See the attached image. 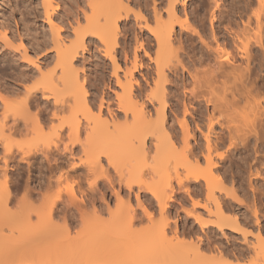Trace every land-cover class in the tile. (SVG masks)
Returning <instances> with one entry per match:
<instances>
[{"label": "bare ground", "instance_id": "bare-ground-1", "mask_svg": "<svg viewBox=\"0 0 264 264\" xmlns=\"http://www.w3.org/2000/svg\"><path fill=\"white\" fill-rule=\"evenodd\" d=\"M79 1L80 0H77V3L75 2L76 4H78L77 7H72L73 9L70 8L69 10H67V12L63 10L65 12L64 14H60L59 12H57L60 4H62L61 0L41 1V5L43 6L44 10V18L49 25L50 38H47L49 37L47 35L46 38L48 40L46 39L44 41H38V31H32L31 35V33L29 32L30 27H26L28 28L26 30L31 36L35 37L32 39L30 35L23 36L27 38L29 37L33 41L34 39L37 40V42L35 41L37 43V50H32L35 56L31 54V50H29V47L22 38V35L26 32L25 30L24 33L21 32V34L23 33L22 35L18 34V36L21 37L19 39V44H17L19 46L16 48V46H12V43L14 41L11 39V37L8 36L6 26H4L2 29L0 28V39L2 38L6 42L5 43L3 42V40H1L3 42V47L6 46V44H8V46L6 47H9V44L11 42L10 47H12V49L14 48V50L16 49L19 52L18 56L23 59V61L19 63V65L23 69L19 70V68H21L19 67L18 72L16 70L14 71V73L17 72L15 73L16 75L14 74L15 78L13 77L14 82H12L11 84H9V82L8 86L6 84H1L5 85L3 87L0 86V110L1 107L3 108V110H1L2 113L0 114V116H2L0 119V143H2L5 147V154L3 157L4 166H0V230L6 227V230L9 229V231L11 232V235L7 233L9 231L5 232L2 230L0 233V264H83L82 262L84 260L82 259L85 258H83L84 255L92 256L89 260H92L93 262L91 261V263L93 264H142V262L151 261V257L135 255L133 253L135 250L132 249L133 245L135 246L139 243H146L149 240L152 241L153 238H158L156 240H164L165 238H167L165 227L160 228L159 230L155 227H151V229H147L146 234L144 232V234H139L137 231L138 229L136 230L134 228V225L135 221L137 222V220L142 218L141 213L139 214V212L135 208L133 209V207H131L130 205L131 202L129 203V201L127 202L129 203L127 204L129 206L123 213H112V210L108 211V213L111 212V220L109 222L110 224L107 223L106 225L108 226L109 224L111 227L114 226L115 228L118 226L124 229L123 233L125 234L123 235L126 236L125 242L127 243L125 244V248H128L129 244L132 245V247H129L130 249L127 250L128 253L121 255L117 253V250L115 251V253H117L116 255L113 253V255H111L108 252L103 251L102 247L95 248L94 246V248L90 250L92 247L88 248L87 243L90 240V236L92 235L91 233L89 235L87 232L81 230L82 232H78L79 234H77V236H75L76 234H73V232L76 230L73 231L72 228L74 226L76 228V225H79V223L89 224V221L92 222L94 220H97L99 223H103V219L106 222L105 218H103L102 216L104 211L103 206H93L94 209H92L93 211L91 210L92 212H87L84 209L85 207L83 208L82 204L85 203L86 199L84 198V196H86L87 192H85L79 182H76L79 186L81 185L80 187L78 186L80 189L79 198L77 197L74 190H72L69 198H66L65 200L63 199L61 191H56V194H52L51 196L42 194L50 191L51 189L53 191V187L55 185L54 182L56 184L62 182V178L65 175L64 173L67 174L68 170L64 171L65 167H63L61 163L63 161H60L59 159L64 158L66 152L73 154L72 150L76 145H81V149L86 154H91V152L94 153L92 157H87V159L90 158V161L87 162L89 164L88 173L90 171L94 172L93 174H96L97 171H100V175L101 173L106 174L107 171L102 163L103 159H101V154H103L104 151V154H106V158L111 161L113 156L110 155H113V153H115V151L113 152L112 150H117L115 149L116 147L122 149V147L125 146L129 151L130 156L133 155V157L140 161V163H143V161H146L145 158L147 157L146 155L148 153L147 151H149L148 149L152 150L151 148L154 147V150H156V153H158L157 156L160 155V157L158 156L159 158L157 159L156 157V159L161 161V168L159 169L158 166V169H154L157 173H159L160 170V181L147 182L143 179H140L138 180L136 185L138 186L139 190L141 188H144L145 191L147 190L157 201L156 203L160 207L159 210L161 211L160 213L162 214L161 216L163 219H165L164 214L168 210L170 203L169 201L173 199V196L177 191L172 183V176H175L174 179L179 186L178 189L184 188L187 181L190 180H193L194 182L199 184V182L201 181L200 179L203 178L206 190V199L203 203L199 200L194 201L193 207H201L205 210L207 215H209L210 217L215 216L216 219L212 220L210 218L211 220H207V217L205 218L203 213L201 214L199 212L194 213L193 211H188L187 213L191 214L193 212L191 214L192 217H194L195 220L203 226L212 224V226L216 227V229L218 228V230L221 229V231H223V228L225 226L227 227V225H230L233 227V231L236 230V232H239L240 230H242V227H239V225H241L240 216L242 215H238V212H236V210V213H233L234 211L232 210L233 208L231 207V205H233V202L246 205L247 201L246 199L244 200L243 198H240L237 191H235L234 189H229L225 186L223 175L221 174V172L216 173L218 172L216 167L217 163L215 162L212 154L214 152L213 150H217V148L219 149V147L225 146L227 141L228 150L230 149L232 151V149H237V151H245L250 147L252 138H255L254 142H256L259 137L262 138L261 135H263L264 138V106H261L260 102H252V100H254V93L261 92L264 88V85L258 84L259 81L257 82V78L259 77V67L264 65V0H257V7L259 8H257V10L254 9L255 11L252 9V13L251 11L247 13V10H250V6H252L253 4L251 0H246L245 3L243 2L244 5L242 4V2H239L241 4L240 6H243L240 8V10L238 8V10L240 11L239 13L241 14H239V18L246 15L247 19L241 20V18V24L236 23V21L234 22L236 24H234L233 22H229V24H234V27L229 24V27L225 25L226 32L223 33L224 35L221 34V27H218L221 31L220 37H223V39L217 35L215 28V22L218 20V14L216 13L217 11H212L213 13H211V30L209 31L210 33H208L207 36L205 35L207 32L204 34L205 31H203V35L202 33H199V31H197L194 27H192V25L187 21L188 14L185 17V20L178 19L180 14L178 15L179 9L177 11V2L181 0H167L168 5L165 9L166 11H162L160 7H158L159 4L156 3L157 0H153V13L152 10L149 13L150 15L151 13L153 14V18L155 20H153L152 18V21H154L156 27L150 26L149 22L151 20L149 21V19L145 17V14L138 15L139 12L138 14L136 12L137 15L135 14L134 19L136 18L135 21H138L137 24L141 26L138 28L148 29L150 35L147 36V33L145 34L148 38L147 41H149V39L151 40L150 36L152 35L155 39L154 41H156L157 44L156 49L158 48L156 50V56L154 55V59L153 57L152 59H150V61L154 60L155 62V68H157L156 74L158 75V79L156 78L154 83V86L156 87L154 88L155 90H150L149 93L145 92V88L141 87L142 85H138L139 87L134 86V82L138 84L137 79H135L133 75L134 69H137V67L141 64V58L138 60L139 55L137 51L135 50L134 52V58L131 60V64L129 66H125L124 70L121 68L120 61L117 58V55L119 53L118 47L120 45L119 41L121 35H125L129 30L132 31L134 29V26L130 25V28L125 27L124 32L121 28L120 23L123 21L129 23L132 20L131 17L132 15L134 16V13L132 11L131 3H135L137 0H82L83 5L79 4ZM139 2L140 1L138 0L137 3ZM182 2L186 3L185 0H183ZM216 2L218 3V0H216ZM72 5L75 6V4ZM220 6L221 4H217L216 7L218 8V10ZM235 7H237V5H235ZM164 12L168 14L166 16L168 17V20L166 18H164L165 20L163 19ZM223 13L224 10L220 12V14ZM151 16H149V18ZM219 16L221 17V15ZM140 18L144 20L142 21L144 23L141 22ZM229 19L232 20L231 18ZM254 20L255 26L253 27L252 23ZM177 26L180 27V32L178 34V36H181L180 38H182L184 36V33L186 32L188 33V36H186L187 34L185 35L187 41L189 40L190 42L191 39L192 43L193 38H196L195 35H197V39H199L198 41H200L201 46L199 47V50L201 56L199 55L200 57L196 59L193 58V56L188 55V66L185 64L186 62L184 63L183 59L180 57L182 54L178 53L179 49L180 51L181 49H183L184 43L182 41H184L185 39L181 40L180 38H177L179 45L178 43L176 44L178 46L174 44L175 37H177V35L175 36ZM63 31L67 34L63 35ZM34 33H36L37 35H33ZM207 37H211L210 41H208L209 38L207 39ZM94 38L98 39V43L100 42L99 44H101V47L103 48V55L109 58L112 62V75L115 78V82L121 88V92L117 93L116 91L115 97L117 99L118 110L124 112V123H121L118 120L119 116L115 113V110L112 109V105L110 104H107L106 106L110 117H103V101L105 99V96H108V98H110L108 92L103 93V76H99L98 78H96L95 82H92L91 73H88L86 70L82 69L85 68L82 67L85 62L82 63L80 60L82 65L77 62L80 54H82L81 57H83L84 59H82V61H85V51L88 52L90 50H88L87 43H91L92 41L96 42ZM33 41H30L29 43L34 44ZM213 41L216 45H212ZM2 42L0 44H2ZM140 42V49L144 51V54L151 57V54H149L150 51H147L148 47L146 48L147 42L145 41V43L143 40H141ZM190 45L192 44L186 46H189V50H192L190 49ZM31 47L32 49L35 48H33V45ZM193 48L195 49V45ZM260 49H262V55L259 59V62L256 61L259 67L258 70H255L256 66L252 67L251 65L254 66V64H257H253L252 62L258 59L257 55H260V53H258ZM41 50L43 54L38 55L37 53ZM195 50L191 52L193 53L195 52ZM255 50L257 52L256 54L254 52ZM11 53L9 51V54ZM13 54L14 56L12 58L15 57V53ZM121 55L125 57L124 61L125 65H127V50H124ZM186 55L187 54L185 53V57ZM76 62L81 65L82 68L78 66ZM128 62L130 63V61ZM197 62L198 64L200 63V65H202V63L204 64L203 66H199V68H197ZM52 63L53 65L51 67L49 64ZM48 66H50V68H48ZM180 67L184 71L188 72V75L191 79L190 82L192 83V88L190 90L188 89L189 91L186 90L183 92L185 97L184 99L188 98L191 104L196 103L197 105H199L200 108H198L197 111L200 114L198 115L200 118L205 115L204 111L205 113H207L208 108L212 107V112L210 114L208 113V118L206 117L208 119V122H204L207 125V132L202 133V137L205 141L204 144L199 141H194V145L191 144V139L193 138L194 140H196V135L192 134L193 131L191 133L192 129L190 127V123L187 121V117L185 115L186 113H188L187 111L189 109H187V105L185 104V102L183 103L185 104L183 105L184 111L182 110L184 113L179 108L174 110L176 106L179 107L178 104H180V102L176 101L177 103H168V94L166 93L165 86V82L168 80L166 69L177 71ZM119 70H123V78L119 76ZM254 74H256V76L253 77ZM100 75L102 74L100 73ZM34 78H37L36 82ZM260 78H263V76H260ZM29 81H34V84H31L30 86V84H28ZM91 87L95 88V91L97 92L96 94L93 95V93H91ZM14 103L15 105H13ZM42 103L43 105H41ZM149 105L154 106V111L153 109H147ZM19 106L21 107L19 109H21L22 115L27 114V116L25 115V118H23L24 116L21 117L20 111L19 113L17 112L18 109H16V111L13 110L14 107L18 108ZM173 106L175 107L173 108ZM245 107H250L251 110L253 109L254 114H252V112L249 113L253 116L249 117V114L246 116L245 114L241 115V113L246 110ZM33 108H35V112L32 110ZM201 108L205 110H201ZM95 110L96 113H94ZM168 110L173 113L172 115H175V121H177L180 127L179 130H177L174 123L167 126V121L169 119ZM13 111L16 113H14ZM67 111L69 112V114L66 115L65 112ZM23 112L25 114H23ZM181 112L183 116L182 118H179L178 114H180ZM79 113H81V117ZM216 113L218 115H216ZM191 114L193 115V113ZM18 115H20V118L18 117ZM130 115L132 119L130 118ZM10 116L12 117L11 119H13V122L11 124L10 120H8L10 119ZM58 118L61 119V123L58 126L50 125V128L53 129L58 141L61 143L64 142L65 136L63 135V133L65 131L68 132V135H66V137H68L69 144L64 142V145H62L65 152L63 154H60L59 152L61 151V146L59 142H55L53 144V147L47 144V146L42 149L35 148L36 150L29 149L27 151H23L21 155L22 157H20V159H22L21 161H27L30 158H35L40 155L42 156V159H44L47 163L54 162V165L51 164L50 167L48 166L49 168L47 167L48 175H44L47 176V180L42 176L45 181L41 180L36 183V186L32 185L33 187H31L30 182L28 181H26L24 184L18 180L13 181L9 175V168H12L10 164L17 159V156L7 146L8 141L11 137L10 135H14L16 133L21 134L20 132L25 130L28 132L29 128L31 132H35L36 130L37 133H39V131L43 133L45 129L49 128L48 122H52L53 119L59 120ZM21 119H24V123H21ZM128 120H133V122L130 121L129 123ZM196 123V127L200 129V126ZM215 123L220 126V132L216 133V138H214L215 140H213L212 133H214L216 129ZM30 125L34 130L31 129ZM81 133L85 134L84 138H81ZM43 136L44 135L42 134L40 137ZM263 138L261 144L264 143ZM260 140L261 139H259L258 142ZM149 142H151V145H149ZM119 148L118 150L121 151ZM178 148H180L181 154H183L181 157L186 169V173L184 175H182V173L177 169V167L180 166L179 164L181 163V160L178 166L174 168V172H176V174L173 175L171 174L173 170L171 168V165L169 164L170 166H168L167 164L168 160L165 159L166 161H162L163 156L161 155L169 156V153L177 152L176 150H178ZM202 148L206 150V154L203 153ZM199 151L201 152V155L199 154ZM56 153H59V157H57ZM115 156L118 157V154H116ZM177 157H179V155ZM201 157L205 159L208 168L207 174H205L204 170L202 171L204 172L206 177H201L203 173L200 174L195 168L198 167L201 163ZM218 157H220L222 160L224 157L226 158V156H224L222 153H219ZM80 159L82 160V164H84L83 158L81 157ZM191 159H193L194 165ZM133 160L135 159L133 158ZM159 161H157V163ZM29 163L30 162H28V164ZM35 163L37 162L31 161V165ZM171 163H173V161ZM74 164L70 169L75 170L76 163ZM170 169L171 172H169ZM215 169L217 171H215ZM149 170H151V168ZM154 170L152 169V171ZM57 172H59L58 179L57 181L53 182V179H55L53 178V176ZM260 172L262 171L259 170L257 171V173L255 172V174H258L260 176ZM255 174H253L255 177H263H259L258 175L256 176ZM98 181L99 179H96V177L92 181H89L88 188L90 187L89 189L91 190L95 189V186L100 183H98ZM120 182L124 183L128 187V190L133 189V183L130 179L126 180L121 175ZM110 184H112L111 180ZM70 187L73 189L74 184L70 185ZM252 187L251 189L255 190L256 192L259 191L257 187V189H254ZM109 188H112V192L113 194H115L116 199H118L119 203L123 204L124 201L121 199L119 191L115 190V187L113 185ZM20 190H22V197L21 195H19L18 197ZM201 191L204 190L202 189ZM184 192H187L190 195L192 191L191 189L189 190V188H184ZM217 193H219V195ZM38 195H40V200L42 198L40 203L37 199L39 205L38 203H36L37 201H33V199L36 200ZM189 197H191V195ZM100 198L103 199L104 196L101 195ZM136 199L138 200V206L142 208L146 217L152 222V217H154L151 214L152 211H149L138 194L136 195ZM13 203L15 204V206H17V210H15V207L12 208L15 211H12L11 209V205ZM61 203L63 204L62 207H60ZM108 204L109 203L105 205ZM246 206L249 205L247 204ZM108 208H110V206ZM125 208L126 207H124V210ZM230 209L232 210L233 214L229 213ZM251 209H253V211L251 210L253 212V217L251 218L254 219L255 217V223H252L261 225L259 218L260 212L258 211L259 209L256 208L255 203L253 208ZM87 213H91L92 215L90 214V216L94 217V219H91L92 217H90L89 220V214ZM33 215L42 219L43 222L41 220V222H39L43 224H35L37 226L34 225L35 228H32V225L34 223L31 222V218ZM101 218L102 221L99 220ZM244 218L245 217H243L242 220ZM60 221H62L63 223H60ZM98 222H96V224ZM242 222H244V220ZM245 223L246 221L244 222V224ZM81 224L80 227L82 226ZM95 226L97 228L101 227V231L103 230L102 224H97ZM87 228L86 231H88ZM91 228L89 227V229ZM81 229L84 230V227ZM259 229L258 236L262 234V231ZM61 230L63 231V233L60 232ZM71 231L72 235L70 233ZM58 232H60V234L62 233L61 235L63 236H59V238H57V234L60 235ZM245 233L247 232H244V240L245 242H247ZM66 234L75 236V238H72L69 235V237H71L72 239H66V237H68ZM97 234H94V237H96ZM63 237L65 239H63ZM94 237L91 236V240H93ZM94 239L95 242H98L100 238L98 240H96V238ZM91 240L90 244L93 243ZM192 244H194L193 246H195V243ZM196 246L198 251V244ZM86 248H88L87 250L89 251H87ZM114 249H116V247ZM59 254L62 255L59 256ZM257 254V257H264V252L262 251L257 252ZM54 256L59 257L56 258L57 260H55V258L53 259ZM81 256L82 258H79ZM87 257L85 259H87ZM235 257V259L237 260L239 258H242L241 254ZM226 262L223 261L224 264H229ZM218 263L221 264L222 262L220 261ZM156 264L160 263L157 262Z\"/></svg>", "mask_w": 264, "mask_h": 264}, {"label": "rangeland", "instance_id": "rangeland-1", "mask_svg": "<svg viewBox=\"0 0 264 264\" xmlns=\"http://www.w3.org/2000/svg\"><path fill=\"white\" fill-rule=\"evenodd\" d=\"M41 1L42 0H0V28L2 29L4 26H6L8 36L11 37V39L14 41L13 42L11 40L13 42L12 46L13 47L16 46V48L19 46L17 44H19V41H20L19 39L21 37V36L19 37L18 34L22 35L26 31L22 35V38L24 39L25 43L29 47V50H31V54H33V56H35V54L33 53L32 50H35V51L37 50L36 49L37 40L38 41H41V40L44 41L47 38H50L49 25H48L46 19L44 18V13H43L44 10H43V6L41 5L42 4ZM62 1H64V2H62ZM139 1H140L139 3H137L138 0L135 3H131L132 11L134 13V16L132 15V17H131L132 20L129 23H127L126 21H123L120 23L121 28L124 32H125V27L130 28V25L134 26L133 30H135V31L129 30L127 32V34L121 35L120 41H119L120 45L118 47L119 53L117 55V58L120 61L121 68L124 70L125 66H129L131 64V60L134 58L133 57L134 52H135V50L137 51V53L139 55L138 60L141 58L140 59L141 64L137 67V69H134L133 75H134L135 79H137V81H138V84L134 82V86L139 87L138 85H142L141 87L145 88V92L149 93L150 90H152V91L155 90L154 88H156V87L154 86L155 85L154 83H155L156 78L158 79V75L156 74L157 68H155V66H156L155 62H154V60L150 61V59H152V57L154 59V57L156 56L155 54H156V50L158 48L156 49L157 44H156V41H154L155 39L152 35L150 36L151 40L149 39V41L151 43L149 41H147L148 38L146 37L145 34L147 33V36L150 35L148 29L138 28L141 26L139 24H137L138 21L136 22L135 21L136 18L134 19V17H135L136 12H137V14L139 12L138 15H140V14L144 15L145 14L146 15L145 17L147 19H149V21L151 20L149 22L150 26L154 27L155 23H154V21H152V18L154 17L152 14L153 13L152 6H153L154 2H153V0H139ZM182 1L183 0L177 2L178 3L177 11L179 9V12H180V13L178 12V15L180 14L178 19L185 20V17L188 14L187 15L188 19L186 18L187 21L192 25V27H194L197 31H199V33H202L203 31H205L204 32V34H205L207 32L205 34L206 36L208 35V33H210L209 31L211 30V28H210L211 27L210 26V20H211L210 17L212 16L211 13H213L214 11H217L216 13L218 14L217 18L219 21L217 20L215 22V28H216L217 35L219 37L221 36V34L224 35L223 33L226 32L225 25L228 26L229 22L234 23L236 21V23L241 24V20L247 19L246 15L241 17L242 19L239 18L241 15L239 13L240 12L239 10L241 7H243V6H240L241 4L239 2H242V4L244 5L246 0H244V1L243 0L242 1H239V0H221L220 1V0H218V3L216 2V0H185L186 3H183ZM75 2L77 3V0H61L62 4H60L57 12H59L60 14H64L70 8L77 7L78 4H76ZM146 2H147V4H146ZM251 2H253V4L251 3L252 6H250L251 7L250 10L249 9L247 10L248 11L247 13H249L250 11L252 13V11L254 9L257 10V8H259V7H257L258 6L257 0H251ZM78 3L83 5L82 0H80ZM156 3L159 4L158 7H160V9L162 11L163 10L166 11L165 9L168 5L167 0H157ZM72 4H75V6ZM184 4H185V6H184ZM217 4H221L219 10L216 7ZM68 5H69V7H68ZM235 5H237V7H235ZM238 8H239V10H238ZM151 10H152V13H151L152 16L149 13V12H151ZM222 10H224V13L220 14V12ZM226 12H227V15H226ZM163 15H164L163 19L166 18L168 20V17H166L168 14L166 12H164ZM219 15H221L222 18ZM149 16H151L150 17L151 19L149 18ZM142 18H140L141 22L144 21ZM223 18L224 19L227 18V19L224 20ZM229 18H231L232 20H230ZM153 20H155V19L153 18ZM124 22H126V23H124ZM142 23H144V22H142ZM231 23L229 25H231L233 27H234V24H236V23H234V24H231ZM252 26L253 27L255 26V20L253 21ZM26 27H30L29 32L31 33V35H32V31H38V33H37L38 35L36 33L33 34V35L38 36V38L36 37L37 40L36 39H34V41L32 40L35 36H31L29 34V32L26 30V29H28ZM218 27L219 28L221 27L220 29L222 30V33ZM22 28H24V29H22ZM141 30H143V31H141ZM21 32H23V33L21 34ZM179 32H180V27L177 26L176 31H175V36L177 35V37L174 36L175 37V40H174L175 45L177 43L179 45V42L177 41L181 37L180 35L178 36ZM62 34L66 35L67 33L63 31ZM25 35H27V36L30 35L32 37V39L29 37L28 38L23 37ZM47 35L49 37L46 38ZM185 35L188 36V33L185 32L184 36L182 38H180L181 40L185 39L184 41H182L184 43V45L182 43V45L184 46L183 49H181V51H180V49L179 50L177 49V50H178L179 54H182L180 57L183 59L184 63L186 62L185 64L188 66L189 65L188 64L189 63L188 55L193 56V58L198 59V57L201 56L200 55L201 53L199 50L200 49L199 47L201 45H200V41H198L199 39H197L198 38L197 35H195L196 38H193L192 43H191V39H190V42H189V40L187 41ZM210 38L211 37H207L208 41H210ZM220 38L223 39V37H220ZM94 39L96 42L92 41L91 43H89V42L87 43L88 44V50L89 49L90 50L88 52L85 51V55H86L85 61H82V59H83V57H81L82 54H80L78 57L77 62H79V64H81V65H82V63L85 62L82 65V67H85V68H82L81 65H79L77 62H76V64L78 66H80L82 69L86 70L88 73H91L92 82H95L96 78H98L99 76H103V93L108 92L110 95V98H111L110 99V98H108V96L107 97L105 96V99L103 101L104 102L103 117L104 118L110 117L108 114V111H107L108 109L106 108L107 104H110V105H112V109H114L115 113L119 116V118L117 117L118 120L121 123H124V121H125L124 112L118 110L117 99L115 97L116 91H117V93L121 92L120 91L121 88L115 82V78L112 75V69H113L112 62L110 61L109 58H107L103 55V48L101 47V44H99L100 42L98 43V39H96V38H94ZM1 40H3V42H5V40L1 38L0 43L2 42ZM141 40H143L144 42L145 41L147 42L146 48L148 47L147 51L148 52L150 51L149 54H151L150 55L151 57L144 54V51L140 49V43H141L140 41ZM30 41L31 42L33 41V43L34 44L36 43V44L34 45L32 43H29ZM3 42H2V44H0L1 45V47H0V86L1 87L5 86V85H1V84H6L8 86L12 82H14L13 79L15 78V75H16L15 73H17L20 69H23L19 65V63L23 61V59L20 56H18L19 52L16 49L14 50V48L12 49V47H10L11 42L9 44V47H6V46H8V44H6V46L3 47ZM188 43L192 44V45H190L191 46L190 49H192V50H189V46L188 47L186 46V45H189ZM150 44H151V46H150ZM214 44L215 43L213 41L212 45H214ZM32 45H33V48L35 47L34 49H32V47H31ZM178 45H176V46H178ZM194 45H195L196 50L193 48ZM125 47H126V49H125ZM186 47L188 50L186 49ZM18 50H19V48H18ZM124 50H127V57H128L127 65H125V61H124L125 57L123 56L124 54L121 55ZM194 50H195V52L192 53L191 51H194ZM261 50L262 49H260V51L258 52V53H260V55H257L258 59L253 61L252 62L253 64L259 62V59L262 55ZM9 51H10V53L13 51L11 53L12 55L9 54ZM196 51L199 53H197ZM254 52H255V54L257 53L256 50ZM13 53H15L14 58H12L14 56ZM185 53L187 54L186 57H185ZM196 53H197V55H196ZM103 56H104V58H103ZM18 57H19V59H18ZM80 60L82 63L80 62ZM128 61H130V63ZM203 64L204 63H202V65H200V63L198 64V62H197L196 67L199 68V66L201 67V66H203ZM49 65L52 67L53 63L49 64ZM50 66H48V68H50ZM251 66L252 67L256 66L255 70H258V67H259L258 63L254 64V66L253 65H251ZM19 67H21V68H19ZM18 68H19V70H18ZM191 68H192V66H191ZM180 69H181V67L177 71H173V70L171 71L169 69H166L168 80L165 82V86H166V93L168 94L167 95L168 96L167 97L168 103L169 104L175 103L176 101L180 102V104H178L179 107L173 106V108L175 107L174 110L179 108L181 111L184 108L183 105H185V104L187 105L186 107L189 110L187 111L188 113L185 112L186 113L185 115L187 117V121L190 123V127L192 129L191 133L193 131L192 134L196 135L195 136L196 140H194L192 138L191 144L194 145L195 144L194 141H196V142L199 141V142L204 144L205 141H204V138L202 137L203 136L202 133L207 132L206 123L208 122L207 121L208 115L212 112V107L208 108V110H207L208 112L206 111L207 113H205V111H204L205 117L203 116L204 117V118L202 117L203 119L198 116V115H200L197 111L198 108H200L199 105H197L196 103L191 104L189 102L188 98L184 99L185 97H184L183 92L188 90V89L190 90L192 88V86H191L192 83L190 82L191 79L188 75V72L184 71L183 69H181V70ZM15 70L17 72L14 73ZM123 70H119V76H121V78H123V72H122ZM98 73H99V75H98ZM100 73L102 75H100ZM258 73H259V77L257 78V82L259 81L260 83L258 82V84L264 85V80H263V78H264V65L259 67ZM94 75H97V76H94ZM254 76H256V74H254L253 77ZM260 76L261 77L263 76V78H260ZM34 79L36 82L37 78H34ZM33 82L34 81H29L28 84H30V86H31V84L32 85L34 84ZM91 88H92V89H90L91 93H93V95L96 94L97 92L95 91V88L94 87H91ZM253 99L254 100H252V102H254V101L260 102L261 106H264V88L261 92H255ZM11 101H12V99H11ZM13 102H15V101H13ZM184 102H185V104H183ZM17 103H19V102H17ZM13 105H15V103ZM41 105H43V103ZM155 105H157V104H155ZM14 108H13L14 111H16V109H18L17 112L19 113V111H20V113H21V109H19V108H21L20 106L18 108H15V109ZM247 108L245 107L246 110H244L243 113L240 112L241 115L245 114V116H246L251 112H252V114H254L253 109L251 110L250 107L248 109ZM147 109H153V111H154V106L149 105V107ZM1 110H3L2 107H1ZM1 110H0V114L2 113ZM32 110L34 111L35 108H33ZM169 110H168L169 119L167 121V123H168L167 126L174 123L177 130H179L180 127H179V124L177 123V121H175L176 120V118L174 117L175 115H172L173 113ZM201 110H205V109L201 108ZM189 111H190V113H189ZM13 112H10V113H13ZM67 112H65L66 115L69 114V112L68 113ZM182 112L180 114H178L179 118H182V116H183ZM14 113H16V112H14ZM94 113H96V110ZM191 113H193V115ZM23 114H25V113L23 112ZM79 114L81 117L82 116L81 113H79ZM252 114L251 115L249 114V117L253 116ZM25 115L27 116V114H25ZM25 115H22V113H21V117L24 116L23 118H25ZM216 115H218V114L216 113ZM11 116L9 117L10 119H8V120H10V124L13 122V119H11L12 118ZM19 116L20 115H18V117ZM62 116H65V115H62ZM154 116H155V114H154ZM1 117L2 116H0V119H1ZM198 117H199V119H198ZM130 118H131V115H130ZM21 120H22L21 123H24L23 122L24 119H21ZM130 121L133 122V120H128L129 123H130ZM193 121L195 123L197 122L196 124L200 126L201 130L198 127H196V125H195V123H193ZM204 122H206V123H204ZM48 123H49V128L45 129L43 131V133H41V131H39V133H37L36 130H35V132L34 131L31 132V130L29 128L28 132L25 130V131L20 132L21 134L16 133L14 135H10L11 137L8 141L7 146L17 156V159L14 162H11V164H10V166L12 168H9V170H10L9 175L13 181L18 180L23 184L26 181H28V182H30L31 187H33V186H36L37 185L36 183H38L39 181H41V180L45 181V179L47 180V178H46L47 176H44L45 174L48 175L47 167L48 166L50 167L51 164L54 165V162L47 163L44 159H42V156H40V155L38 157H35V158H30L27 161H21L22 159H20V157H22L21 155H22L23 151H27L29 149H31V150L32 149L36 150L39 148L42 149V148H45V146H47V144H49L53 147V144L55 142L56 143L59 142L56 135H55V132L53 131V129L50 128V125L58 126L61 123V119H59V120L53 119L52 122L50 121ZM110 123H112V122H110ZM215 128L216 129H215L214 133H212V139L213 140H215L214 138H216V133L220 132V126H218L216 124ZM31 129H32V126H31ZM32 130H34V129H32ZM83 133H81V138H84V136H85V134H83ZM40 134L41 135L43 134L44 136L40 137L41 136ZM63 135L65 136L64 142L69 144L68 137H66V135H68V132L65 131L63 133ZM261 136L263 138V135H261ZM262 138H260V137L258 138V140L261 139L259 142H258V140L256 142H254L255 138H252L251 142H250L251 148L249 147L250 149L248 148L249 150L247 149L245 151H242V150L237 151V149H232V151L229 149L230 150L229 151L227 148V144H228V141H227L225 146H221V147H219V149L217 148V150H219V151L213 150L214 152L212 154L215 162L217 163L216 167H217L218 172H216V173L221 172V174L223 175V179H224L223 181L225 183V186L229 189H234L235 191H237L239 197L243 198L244 200L246 199L247 204L250 206L249 207V206H246L247 204L243 205V204L234 203V202L232 203L233 205H231V207L233 208V209L232 208L231 209L234 211L233 213L238 212V215H242V216H240L241 217V225H239V227L240 226L242 227V230H240L239 232L238 231L236 232V230L233 231V227L230 225H227V227L225 226L223 228V231H221V229L218 230V228L216 229V227L212 226V224H208L209 226L208 225L203 226L200 223H198L194 217H192L191 214L193 212L194 213L199 212L201 214L203 213L204 217L205 218L207 217L206 218L207 220H211V219L215 220L216 219L215 216L210 217L209 215H207L205 210L202 209L201 207H198V206L193 207L194 201L199 200L203 203L206 199V197H205L206 196V190H205L203 178L200 179L201 183L199 182V184L194 182L193 180L192 181L190 180L191 182L187 181V183L185 184V186H187V187L184 186V188H189V190L191 189V191H192L190 194L191 197H189L190 195L187 192L186 193L184 192V188H180L181 190L178 189L179 186L177 185V182L174 179L175 176H172V175L176 174V172H174L175 171L174 168H176L178 166V164L180 163V160H181V163L179 164L180 166H178L177 169L179 170V172L182 173V175H184L186 173L185 172L186 169H185V166L183 164L182 157H181L183 154H181L180 148H178V150H176L177 152L169 153V156L161 155L164 157V158L162 157V161H164L165 159L168 160L167 161L168 163L167 162L166 163L168 164V166L171 165V168L173 169L172 172H171V169L169 170V172H171V174H172L171 175L172 176V183L175 186V189L177 190L173 196V199L169 201L170 203H169L168 210L164 214L165 219L162 218V216H161L162 214L160 213L161 211L159 210L160 207L158 206V204L156 203L157 201L152 197V195L147 190L145 191L144 188H141L139 190L138 186L136 185L138 180H140V179H143L147 182L160 181V178H159L160 170H159V173H157L154 170V169H158V166H159V169L161 168L160 167L161 161L157 160L160 157V155H158L159 157L157 156L158 153H156L157 151L154 150V147L151 148L152 150L148 149L149 151H147V152L150 154L147 153V155H146L147 157L145 158L146 161H143V163L142 162L140 163V161H138L135 157H133V155L130 156L129 151L127 150V148L125 146L120 145V146H123L122 149H120L119 147H116V148L114 147L117 150L119 148L121 151L118 150V152H117V150H112L113 152L115 151V153H113V155H110V156H113V158L111 160L112 161L111 165L104 163L105 156L101 154L102 155L101 159H103L102 163L104 165V168L107 169V171H106V174L101 173V175H100V171L99 172L97 171L98 173L95 171L96 174H93L94 172H90V171L88 173L89 164L87 162L90 161V158L87 159V157H89V156L92 157L94 155V153L91 152V154H86L81 149V147H82L81 145H76L72 150L73 154L66 152V155H65L66 157L64 156V158L59 159L60 161H63L61 163H62L63 167H65L64 171L68 170L67 174L64 173V171H63V173L65 175L62 178V182L59 184H56L54 182V181H57L58 176H59V172H57L53 176V178H55V179L52 178L53 182L55 184L53 187V191L51 189L50 191H47V192L44 191L46 194L45 193H42V194L51 196L52 194L53 195L56 194V191H61L63 199L65 200L66 198H69V195L71 194L72 190H74L77 197L79 198V196H80L79 187L82 185L81 187L85 190V192H87L86 196H84V198L86 199L85 200L86 204L85 203L82 204L83 208L85 207L84 209L87 212H92L93 211L92 209H94L93 206H95V207L103 206L104 207V209H103L104 211H103L102 216H103V218H105L106 222L104 221V219L102 221V218H101L99 220H101L103 223H101V222L99 223L97 220H94L92 222L89 221V224L88 223L87 224L79 223V225L78 224L76 225V228H75V226L72 228L73 231L76 230L73 232V234H76L75 236H77V234H79L82 231L87 232L89 235L91 233L92 237H94V234L98 233L97 236L95 235L96 237H94V238H96V240H98L100 238L99 240L101 242L99 240H98V242L97 241L95 242L94 238H93V240H91V236H90V240L94 243L93 244L91 242L93 245L90 244V240L87 243L88 248L92 247L90 250H92L94 247L95 248L102 247L103 251L108 252L111 255H113V254L116 255L117 253H119L121 255L128 253L127 250H129L132 247V245L129 244L128 248L127 247L125 248V244H127V243L125 242L126 236L123 235V234H125V233H123L124 229L121 227H118V226H117L118 228L117 227L114 228L113 225H112L113 227H111L109 225L110 224L109 222L111 220V215H110L111 212L108 213V211L112 210V213H123L124 211H126V209L129 206L127 204H129L131 202L130 203L131 207H133V209L135 208L139 212V214L141 213L142 218L137 220V222L135 221V225H134V228L136 230L138 229L137 231L139 234H144V233L146 234L147 229H151V227H155L158 230L160 228L165 227L166 228V234H167L166 235L167 238L164 239L165 241L161 240V239H160L161 240L160 241V240H156L158 238H156V239L153 238L152 241L149 240L146 243H141V244L139 243V244H136L135 246L133 245L132 249L135 250L133 252L135 255L150 256L152 262H156V263L159 262L160 264H214V263L216 264L220 261L222 263H223V261L224 262L227 261L226 263H229V264H264V257H262V258L257 257L258 256L257 252H259V251L264 252V226H263L264 225V179H263L264 178V145H263L264 143L261 144ZM263 140H264V138H263ZM63 143L59 142V144L61 146L60 148L62 151V153H61V151L59 152L60 154H63L65 152L63 150V146H62V145H64ZM149 145H151V142H149ZM255 149H257V150H255ZM202 151L204 154H206L205 153L206 150L204 148H202ZM59 153L58 154L56 153L57 157H59ZM104 153H105V151H104ZM219 153H222L224 156H226V158L222 157L223 158V160H222L220 157H218ZM4 154H5V147L2 143H0V166H2V167L4 166V163H3L4 162V159H3ZM116 154H118L119 158L117 156H115ZM199 154L201 155L200 151H199ZM71 155H74V156H71ZM178 155H179V157H177ZM166 156L168 157V159ZM81 157L83 158L84 164H82V162H81L82 161L80 159ZM115 157H117V158H115ZM156 157H157V159H156ZM133 158L135 160H133ZM174 159H176V160H174ZM156 160L159 162L157 163ZM191 160H192V163L194 165L193 159H191ZM201 160L202 161L198 166L199 168L198 167H195V168L197 169V171L200 174L203 173L201 175V177H206L205 174L208 173L207 172L208 168H207L205 159L203 157H201ZM31 161L32 162L36 161L37 163L31 165ZM172 161H173V163H171ZM28 162H30L29 163L30 165L28 164ZM73 162L76 163L75 170L70 169L74 164ZM15 163H17V164L19 163L18 164L19 166ZM78 164H79V166H78ZM85 164H87V165H85ZM174 165H176V166H174ZM150 168H151V170H149ZM152 169L154 171H152ZM203 170L205 171V174H204V172H202ZM217 170L215 169V171H217ZM259 170L262 171L259 173L260 176H263L261 178L255 177L253 175V174H255V172L257 173V171H259ZM120 174L126 180L130 179L132 181L133 189L128 190V187L124 183L120 182V176H121ZM42 176L45 179L42 178ZM95 177H96V179H99L98 183L99 182L100 183L97 186H95V189L91 190V189H89L90 187L88 188L89 181H92L93 179H95ZM109 179L112 181V184H110ZM76 182L77 183L79 182L81 185L79 186ZM72 184H74L73 189L70 187V185H72ZM112 185L115 187V190L119 191L120 197L124 201L123 204L119 203L118 199H116L115 194H113V192H112V188H109ZM251 187L254 189L258 188L259 191L256 192L255 190L251 189ZM200 188H202L204 191H201L202 189H200ZM260 189H262V190H260ZM185 191H186V189H185ZM21 192H22V190H20L18 197H19V195H21V197H22ZM194 193H196V194H194ZM137 194L139 195V197L141 198L143 203L147 206L149 211L150 210L152 211V212L150 211L152 216H154V217H152V219H153L152 222L146 217L142 208H140L138 206V200L136 199ZM217 194L219 195V193H217ZM87 195L89 198L87 197ZM101 195L104 196L103 199L100 198ZM39 197H40V195H38L36 200L33 199V201L34 202L37 201L36 203H38V200H39V203H40L42 198L40 200ZM42 197H43V195H42ZM128 201H129V203H127ZM106 202L109 203L108 205L110 206V208H108L109 207L108 205H105V204H107ZM36 203H35V205H36ZM39 203H38V205H39ZM254 203H255L256 208L259 209L258 211L260 212L259 218H260V224L261 225H257V223L254 224L255 223L254 222L255 217H254V219L251 218V217H253V214H252L253 209H251V208H253ZM252 204H253V206H252ZM60 205H61L60 207L63 206L62 203ZM105 206L107 209L105 208ZM13 207H15V210H17L16 209L17 206H15L14 203L11 205V209ZM124 207H126L125 210H124ZM231 209H230L229 213L233 214ZM13 210L14 209H12V211ZM235 210H236V212H235ZM188 211H190V212L193 211V212L190 214V213H187ZM87 214H89V213H87ZM90 214H89V220H90V217H92V216H90ZM243 217H245L243 219L244 222L246 221L245 224H244V222H242ZM38 218L39 217H37L35 215L32 216L31 222L34 223L32 225L33 227L31 226L32 228H35L34 227L35 224H37V225L43 224V223H40L41 221L43 222V220L40 218L38 220ZM91 219H94V217H92ZM247 221H248V224H247ZM61 222L62 221H60V223ZM96 222H98L97 224H102V227H103L102 231H101V227H98L99 228L98 229L95 226V225H97ZM252 222H254V223H252ZM57 223H59V222H57ZM107 223H109L108 226H106ZM251 223H252V225H251ZM80 224L82 225L81 227H80ZM37 225H35V226H37ZM84 225L86 226V228L88 227L87 229L90 232L86 231V228ZM88 225H90V226H88ZM173 225H174V227H173ZM99 226H101V225H99ZM83 227H84V230L81 229ZM89 227L90 228L92 227V228L89 229ZM107 227H109V228H107ZM259 227H260V229H259ZM4 229H2V230L5 232L9 231V229L6 230V227H4ZM78 229H79V231H78ZM94 229H96V230H94ZM239 229H241V228H239ZM258 229L262 231V234H260L259 236H258ZM2 230H0V233ZM94 231H95V233H94ZM96 231H99V232H96ZM60 232L63 233L62 230ZM60 232H58V233L60 234ZM244 232H247V233H245L247 235V236L245 235V237H247V242L250 245H248L247 242H245V240H244ZM7 233H9V235H11L10 231ZM70 233L72 235V231ZM61 234L60 235L57 234V236H58L57 238H59V236L62 237L63 235H61ZM66 235L68 236V237H66V239H69L71 237L75 238V236H71L70 234H66ZM69 235L71 237H69ZM177 235H178V237H177ZM119 237L120 238L122 237L121 239H123V240H121ZM63 239H65V238L63 237ZM151 239H152V237H151ZM59 240H61V239H59ZM176 243H177V245H176ZM181 243H183V244H181ZM192 243H195V246H193L194 244H192ZM197 244H198V248H199L198 251H197V246H196ZM114 246L116 247V249H114L115 248ZM85 247H84V249H85ZM88 248H86V250ZM117 250H118V252L115 253V251H117ZM87 251H89V250H87ZM111 251H113V252H111ZM238 253L241 254V256H242V258L238 259L239 261L237 259H235L236 258L235 256L239 255ZM244 254H245V256H244ZM61 255L59 254V256H61ZM55 256L53 257V259L55 258V260H57L56 258H58L59 256L58 257H55ZM87 256L84 255L83 258L84 257L86 258ZM88 257H87V259H85V258L82 259L84 261L82 262V260H81V262L83 264H86V263L93 264V263H91L92 260H89V259H91L92 256H88ZM244 257H245V259H244ZM79 258H82V256ZM79 262H80V260H79Z\"/></svg>", "mask_w": 264, "mask_h": 264}, {"label": "snow or ice", "instance_id": "snow-or-ice-1", "mask_svg": "<svg viewBox=\"0 0 264 264\" xmlns=\"http://www.w3.org/2000/svg\"><path fill=\"white\" fill-rule=\"evenodd\" d=\"M37 54H38V55L43 54L42 50H41L40 52H38ZM190 118H191V117H190ZM193 123H195V122L193 121ZM102 155L105 156L104 163H105V164H109V165H111V161H110L109 159L106 158V154H102ZM173 227H174V225H173ZM142 264H156V262L145 261V262H142Z\"/></svg>", "mask_w": 264, "mask_h": 264}]
</instances>
